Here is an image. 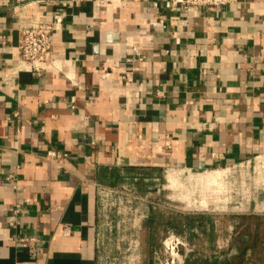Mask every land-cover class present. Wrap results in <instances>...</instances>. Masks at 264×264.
Returning <instances> with one entry per match:
<instances>
[{
  "label": "crops",
  "instance_id": "obj_1",
  "mask_svg": "<svg viewBox=\"0 0 264 264\" xmlns=\"http://www.w3.org/2000/svg\"><path fill=\"white\" fill-rule=\"evenodd\" d=\"M53 12L60 67L38 74L17 29ZM262 154L264 0H0V264H97L103 187Z\"/></svg>",
  "mask_w": 264,
  "mask_h": 264
},
{
  "label": "rangeland",
  "instance_id": "obj_2",
  "mask_svg": "<svg viewBox=\"0 0 264 264\" xmlns=\"http://www.w3.org/2000/svg\"><path fill=\"white\" fill-rule=\"evenodd\" d=\"M199 172L167 167L161 169L160 177L154 181V184L159 183L157 188L147 189V183L143 185L139 181L133 188L127 184L112 187L117 194L100 199L97 264H186V258H192L197 242L189 243L186 238V245L178 244L173 258L169 256L164 240L167 232L173 230L160 228L157 218L153 226L148 224L147 212H159L169 217L177 213L209 214L214 220L213 245L218 239L223 243L221 248L215 247L213 253L222 260L237 252L235 241L241 229L253 226V219H243L241 215H259L264 235V156L235 167L229 165ZM139 222L137 233L136 224ZM150 229L153 231L152 240L147 238ZM207 242L209 245L210 239ZM149 244L154 248H149ZM201 250L208 254L212 249ZM260 255L253 254L247 264H264L260 260L264 255Z\"/></svg>",
  "mask_w": 264,
  "mask_h": 264
},
{
  "label": "built area",
  "instance_id": "obj_3",
  "mask_svg": "<svg viewBox=\"0 0 264 264\" xmlns=\"http://www.w3.org/2000/svg\"><path fill=\"white\" fill-rule=\"evenodd\" d=\"M43 1V0H40ZM72 3H80L83 1L91 0H69ZM93 1V0H92ZM100 3L110 2L112 0H94ZM238 0H176L177 3L184 10H190L193 8H205L210 10L219 9L221 6L234 3ZM63 19V14L58 12H53L51 18L37 20L32 23L23 24L18 27V37H17V60L25 63L32 71L40 74L45 70L58 69L59 61L54 55V35L58 26L61 24ZM212 123H209L211 126ZM62 156L54 150H49L46 153V157L51 160H58ZM264 154L258 155L254 159L262 158ZM248 163V162H247ZM244 163L233 164L230 166L242 165ZM229 167V166H227ZM117 190L114 188H102L99 192V200L103 196L113 197L117 194ZM18 205L16 206L17 211ZM19 242L21 245H29L34 243L39 245L37 237H19ZM164 243H166V249L169 250V256L173 258V254L176 252V246L178 244L186 245L187 241L185 238L177 236L173 231H168L165 237ZM222 241L219 239L216 241V248L222 247ZM36 250V247L34 248ZM217 253V252H216Z\"/></svg>",
  "mask_w": 264,
  "mask_h": 264
},
{
  "label": "trees",
  "instance_id": "obj_4",
  "mask_svg": "<svg viewBox=\"0 0 264 264\" xmlns=\"http://www.w3.org/2000/svg\"><path fill=\"white\" fill-rule=\"evenodd\" d=\"M161 169L158 171L160 173ZM157 173V172H156ZM144 176H149L147 171H143ZM140 182V181H139ZM139 184V183H138ZM146 183H143V185ZM157 215V217H156ZM241 217L253 219L252 227H244L235 241L237 252L231 257L222 260L214 252L215 246L213 245V217L207 213H177L173 217L164 215L163 213L152 212L147 219V223L154 225L156 218L159 219L157 223L163 229H171L178 232L180 235L189 241L195 243L197 249L195 250L192 258H186V264H247L252 258L253 254L264 255V238L260 228V217L255 213L243 214ZM153 236L152 229L149 230V240ZM210 239L209 245L207 241ZM149 248H154L153 244H149ZM209 247L212 249L208 254H205L201 249ZM199 248H201L199 250ZM260 255V256H261ZM259 259V257H258ZM256 259V261H258ZM264 262V259H261ZM255 261V260H254Z\"/></svg>",
  "mask_w": 264,
  "mask_h": 264
}]
</instances>
